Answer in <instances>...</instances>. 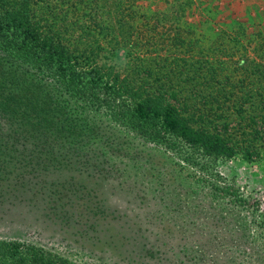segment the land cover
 <instances>
[{
  "label": "rangeland",
  "instance_id": "1",
  "mask_svg": "<svg viewBox=\"0 0 264 264\" xmlns=\"http://www.w3.org/2000/svg\"><path fill=\"white\" fill-rule=\"evenodd\" d=\"M127 1L95 8L99 32L112 34L100 38L101 65L124 74L134 59L154 65L175 57L176 74L187 69L196 89L210 88L207 98L219 87L228 93L236 139L247 114L264 136V0ZM129 37L148 42L139 49ZM72 104L67 117L78 131L66 142L76 146H54L53 155L27 150L28 162L13 159L0 175L14 189H0V240L75 264H264V143L241 136L231 158L187 162L104 110Z\"/></svg>",
  "mask_w": 264,
  "mask_h": 264
},
{
  "label": "trees",
  "instance_id": "2",
  "mask_svg": "<svg viewBox=\"0 0 264 264\" xmlns=\"http://www.w3.org/2000/svg\"><path fill=\"white\" fill-rule=\"evenodd\" d=\"M60 1L0 0V175L8 173L13 159L23 156L28 162L27 150L31 154L48 149L47 154L53 155L54 146H76L66 142L76 138L78 131L67 117L71 103L104 110L118 126L143 140L183 153L187 162L193 163L197 156L231 158L237 153L241 136L264 143L250 114L244 116L247 123L236 139L228 130L230 122L225 114L228 93L219 87L215 97L209 94L207 98L205 89L210 88L196 89L187 69L176 74L174 69L181 61L175 57L154 65L137 58L124 74L101 65L99 58L106 49L101 39L112 34L99 32L94 15L97 4H108V0ZM123 1L117 2L119 9ZM127 2L133 5L131 0ZM63 5L66 8L60 7ZM127 13L133 21L131 7ZM129 41L139 49L148 42L125 39ZM210 79H216L214 73ZM242 109L240 105L235 111L239 120ZM255 149L253 155L258 154ZM6 187L8 193L14 190L10 184L0 183V189ZM2 262L75 264L17 240H0Z\"/></svg>",
  "mask_w": 264,
  "mask_h": 264
}]
</instances>
